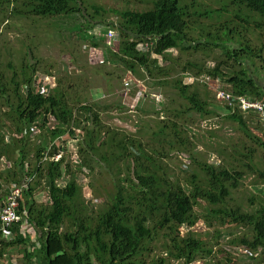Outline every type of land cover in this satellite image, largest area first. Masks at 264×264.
<instances>
[{"label":"trees","instance_id":"obj_1","mask_svg":"<svg viewBox=\"0 0 264 264\" xmlns=\"http://www.w3.org/2000/svg\"><path fill=\"white\" fill-rule=\"evenodd\" d=\"M5 1L11 3V0ZM141 1L152 7L140 12L128 9L116 12L118 21L113 23L111 29L120 36L118 53L111 51L104 42L92 44L95 48H106L105 64L121 66L135 76H147L152 83L163 86L171 83L169 77L176 72L175 66H179L171 52L184 54L202 51L211 54L215 50H222L226 61L212 68L189 62L182 67L181 72L221 77L234 94L264 102V85L258 81L259 75L247 65L263 62V49L252 46L251 41L242 44L237 42V29L242 27L239 24L246 22L240 21L239 16L234 17L233 10L229 12L225 0ZM229 2L232 6L255 13L257 19L247 24V31L253 24L257 29H263L264 0ZM84 4V0H26L24 11L12 9V12L40 18L73 14L84 16L87 10ZM216 4L221 6L215 8ZM93 9L92 15H86V22L91 27L98 22L96 17L101 16L103 11L98 7ZM226 14H231L233 20L220 21ZM214 19L219 22H213L212 26L203 22ZM236 22L238 24L235 26ZM233 42L238 44L237 48L232 46ZM142 47H145L144 52ZM153 55L162 58L165 66L153 59ZM28 68L30 71L23 70L20 78L17 73L14 74L10 82L13 86L11 89L0 82V93L9 107L6 116L14 123L13 135H16L10 143L6 142L0 127V162L7 157L10 161L14 160L15 164L6 177L0 174V180H6L8 184L20 182V174L26 165L30 167V174H36V182L24 191L25 200L20 204V213L35 232L34 235H37V243L34 245L28 235L19 233V227L9 230L16 236L0 244V263L8 249L30 245L35 250L39 244L44 264H146L143 256L151 252L149 246L159 234L170 239L166 252L171 259L184 260L185 264L194 263L198 256L214 254V247H208L204 240L195 239L190 234L199 220L195 208L200 199L210 205L205 216L209 225L219 223L224 227H246L251 231V237H243L239 243L253 257L264 253V219L242 215L241 204L232 196L233 190H237L239 182L244 179V171H238L226 163L216 165L196 162V167L203 174L195 172L186 184H182L163 173L158 160L147 154L140 144H136V140L107 128L93 103L80 102L78 99L80 104L74 107L69 102L67 90L62 86L55 87L47 94L30 87L36 70L30 66ZM172 81L180 96L190 104L186 111H195L204 116L216 112L210 107L211 102L202 97L196 86L199 84H186L184 77ZM24 84L27 87L25 92L21 89ZM226 109V117L236 121L247 138L264 148V138L251 129L245 113L232 111L227 106ZM50 116L55 117L56 121L55 128L48 130L46 127ZM31 123H37L40 129L48 132V136L54 140L51 142L53 146L42 143L31 148ZM167 128V125H163L155 136L164 134ZM79 131L84 132L79 142L82 157L80 167L92 168L90 163L93 160L101 165L108 164L116 191L95 226L81 213L80 209L84 207L83 203H78L81 187L72 171L68 154L64 153L60 161L53 160L60 150L66 151L57 140L63 136L78 138ZM104 135H107L108 141H101ZM180 143L186 146L183 140ZM104 146H110L109 150L106 154L99 153ZM134 147L138 150L137 155L130 151ZM255 153L253 149L249 155H245V158L252 160L249 165H245L252 171H255ZM30 155H34L33 164ZM191 157L195 158L193 155ZM127 159L129 164L124 169L125 165L119 164L128 162ZM113 166H117V170H113ZM65 174L71 175V178L65 187H60L58 181ZM41 179H44L49 193L50 205L46 207L36 205L34 198L35 186L40 184ZM256 199L250 200L252 204ZM182 228L189 231L184 238L180 235ZM232 242L236 243L235 240ZM25 251L28 261H32V251ZM165 263V259H160L159 264Z\"/></svg>","mask_w":264,"mask_h":264},{"label":"rangeland","instance_id":"obj_2","mask_svg":"<svg viewBox=\"0 0 264 264\" xmlns=\"http://www.w3.org/2000/svg\"><path fill=\"white\" fill-rule=\"evenodd\" d=\"M25 1L11 0L9 4L5 0H0L1 84H5L11 89L13 86L10 82L14 74L17 73L19 78L22 77L23 70L30 71L29 66L36 70L33 78L40 74H49L51 77H55L57 87L62 86L67 90L71 105L77 107L80 104L78 99L80 102L93 103L107 128L136 140V144H140L147 154L158 160L162 165L163 173L182 184H186L195 172L203 174V171L196 167V162L216 165L219 163L229 164L238 171H244V179L239 182L238 189L233 190L232 196L241 204L240 213L242 215L257 220L264 219V148L247 138L236 121L226 117V106L207 86L196 85L202 97L211 102L210 107L216 109V112L210 116H204L191 110L186 111L190 104L180 96L174 86V81H172L177 77L185 76L187 72H181L182 67L187 66L189 62L204 64L212 68L226 61L222 50H215L211 54L202 51H191L184 54H179L176 51L171 52L172 58L179 66H175L176 72H173L169 77L171 83L162 86L152 83V80L147 76L144 78L135 76L131 71H127L121 66L94 65L90 59V53L95 49L92 44L98 41H104L107 44L105 36L108 30L115 35L113 45H108L114 53H118L120 36L116 30L111 29L113 23L118 21L116 12L126 9L145 11L152 7L148 3L141 0H84L87 9L84 16L73 14L40 18L12 12V9L19 12L24 11ZM225 2L229 5V12L233 10L234 17L239 16L240 21L246 22L239 24L242 27L237 29L235 36L237 42L242 44L245 43L244 41H251L252 46L263 49V62L257 61L247 65L255 74L259 75L257 76L258 81L264 85V27L259 30L253 24L247 31V24L253 23L257 19L255 13L230 5L229 0H225ZM220 6L221 4H216L214 7L219 8ZM94 7L103 11L101 16L96 17L98 22L91 27L86 22V18H88L86 15L88 13L92 15ZM258 18L261 19L259 15ZM225 20H233V17L231 14H226L220 21ZM203 22L212 26L213 22L218 23L219 20H204ZM233 24L234 22L231 25ZM237 24L236 22L235 26ZM97 34L98 36H96ZM233 43L232 46L237 48L238 44ZM100 49L105 55L106 48ZM141 50L144 52L145 47H142ZM152 58L159 60L160 64L165 66L162 58L155 55ZM218 78L225 88L230 89L226 81L221 77ZM21 89L25 92L26 85H22ZM8 108L5 97L0 93L1 133L4 134L6 142L10 143L14 137L12 136L14 123L9 118L7 119ZM244 115L249 119L251 129L264 138V117L253 112ZM173 124L176 125L175 128H173ZM163 125H167L168 128L165 129L164 134L156 137L155 135H158ZM79 133L78 138L63 136L57 141L66 150L63 153L68 154L72 171L81 187L78 200V203L84 204V207L80 209L81 213L95 226L99 216L110 205L116 191L112 184L108 164L101 165L93 160L90 163L92 168L80 167L82 157L79 153V142L84 132L79 131ZM7 136H9L8 139ZM107 139V135H104L101 141H108ZM30 140L31 148L42 143L51 147L53 146L51 142L54 141L51 140L45 129H40V133H35ZM180 140H183L186 146L183 147ZM109 147H102L99 153L106 154ZM253 149L256 150L253 162L255 171L245 166L252 161L245 158V155H249ZM130 151L135 155L138 154L135 147ZM32 153L34 154V152ZM191 155L195 158H192ZM30 156L31 164H33L34 155ZM5 158L7 159L3 158L6 161L5 165L2 164V161L0 162L2 177H6L15 165L14 160L10 161L7 157ZM127 160L128 162L119 164L125 165L124 169H127L129 164V159ZM112 169L117 170V166H113ZM70 178L71 175L65 174L58 181L59 186L65 187ZM7 186L6 180H0V189H6ZM35 187L36 205L43 207L50 205L48 188L44 179H41L40 184ZM255 197L257 199L252 204L250 200ZM23 200H25L24 196ZM209 208L210 205L206 201L199 200V205L195 208L199 220L196 228L191 230L190 234L194 235L195 239L204 240L208 247H214V254L198 256L197 261L189 264H210V262L213 264H264V253L255 254L253 257L251 252L239 243L243 237H251V231L246 227H237L236 225L225 227L219 223L209 225L205 220ZM34 233L28 226L26 235L35 245L37 235L35 236ZM188 233L187 229L180 230V235L183 238ZM169 240L163 234L158 235L157 239L149 246L151 252H147L143 256L146 264H159L162 258L165 259V264H185L184 260L171 259L168 256L166 245ZM234 240L236 243L232 242ZM35 247V250H32L30 245L17 247L18 253L12 254L13 257L8 262L10 264H44L40 251L41 246L38 244ZM25 249L32 251V261H28ZM17 255H19V259H17ZM0 264L8 263L6 260H2Z\"/></svg>","mask_w":264,"mask_h":264},{"label":"built area","instance_id":"obj_3","mask_svg":"<svg viewBox=\"0 0 264 264\" xmlns=\"http://www.w3.org/2000/svg\"><path fill=\"white\" fill-rule=\"evenodd\" d=\"M96 36H98V34ZM114 39V33L108 30L105 36V40L107 42L106 46L109 47V45H113V43L115 42ZM90 59L94 65L102 66L105 64V55L100 48H95L91 51ZM55 79V77H51V75L49 74L36 75L31 80L30 87H33L35 90H40L47 94L51 89L57 87ZM184 82L190 85L203 84L207 86V88L211 90L217 96V98L232 111L239 110L241 112L243 111L244 113L253 112L264 117L263 100L254 99L250 96L234 94L231 90L223 86L221 80L218 77H213L210 74L196 75L192 73H185ZM55 121V117L50 116L49 123L47 124L46 129H54ZM30 131L31 136H33L37 132L40 133L39 125H37V123H31ZM12 136L16 137V135ZM8 138L9 136H7V139ZM63 155L64 153L60 150L59 153L53 157V160L60 161ZM1 161L3 165L6 164L5 160L2 159ZM30 172V167L26 165V167L20 174V182H11L8 184L6 189H0V193L3 192L0 196V198H2V200H0V241H9V239L13 240L16 235L14 233H10L9 230H12L16 227H19V233H27V227L29 226V223L25 219L24 215L20 213V204L23 201L24 191L29 189L30 186L33 185L37 177L36 174L33 175L30 174Z\"/></svg>","mask_w":264,"mask_h":264},{"label":"crops","instance_id":"obj_4","mask_svg":"<svg viewBox=\"0 0 264 264\" xmlns=\"http://www.w3.org/2000/svg\"><path fill=\"white\" fill-rule=\"evenodd\" d=\"M2 242L6 243L5 241H0V244H2ZM8 250H9V252L7 251V252L4 253L3 260H6L7 263L10 264L8 261H9L10 259H12V257H13L12 254L16 255L18 252L16 251L17 248H11V249H8ZM12 250H13V251H12ZM10 251H12V252H10ZM15 253H16V254H15ZM19 258H20L19 255H17V259H19ZM12 261H13V260H12ZM12 261H11V262H12Z\"/></svg>","mask_w":264,"mask_h":264},{"label":"bare ground","instance_id":"obj_5","mask_svg":"<svg viewBox=\"0 0 264 264\" xmlns=\"http://www.w3.org/2000/svg\"><path fill=\"white\" fill-rule=\"evenodd\" d=\"M4 248V247H3Z\"/></svg>","mask_w":264,"mask_h":264}]
</instances>
